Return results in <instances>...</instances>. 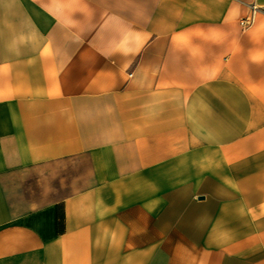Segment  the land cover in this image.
Wrapping results in <instances>:
<instances>
[{
  "label": "crops",
  "instance_id": "crops-1",
  "mask_svg": "<svg viewBox=\"0 0 264 264\" xmlns=\"http://www.w3.org/2000/svg\"><path fill=\"white\" fill-rule=\"evenodd\" d=\"M0 264H264V0H0Z\"/></svg>",
  "mask_w": 264,
  "mask_h": 264
},
{
  "label": "trees",
  "instance_id": "trees-1",
  "mask_svg": "<svg viewBox=\"0 0 264 264\" xmlns=\"http://www.w3.org/2000/svg\"><path fill=\"white\" fill-rule=\"evenodd\" d=\"M63 230V215L60 210H57V231L61 232Z\"/></svg>",
  "mask_w": 264,
  "mask_h": 264
},
{
  "label": "built area",
  "instance_id": "built-area-1",
  "mask_svg": "<svg viewBox=\"0 0 264 264\" xmlns=\"http://www.w3.org/2000/svg\"><path fill=\"white\" fill-rule=\"evenodd\" d=\"M250 21H251V18H246V19L241 21V25H243V26L247 25L248 23H250Z\"/></svg>",
  "mask_w": 264,
  "mask_h": 264
}]
</instances>
